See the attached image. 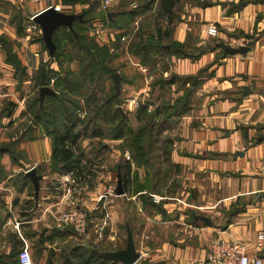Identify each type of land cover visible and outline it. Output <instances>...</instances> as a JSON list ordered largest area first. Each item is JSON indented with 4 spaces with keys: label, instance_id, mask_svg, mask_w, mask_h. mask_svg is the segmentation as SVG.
Here are the masks:
<instances>
[{
    "label": "crops",
    "instance_id": "obj_1",
    "mask_svg": "<svg viewBox=\"0 0 264 264\" xmlns=\"http://www.w3.org/2000/svg\"><path fill=\"white\" fill-rule=\"evenodd\" d=\"M96 1L99 13L121 10L125 4L124 0H108L111 4L105 12V0ZM93 2L0 0V108L6 100L18 104L14 116L3 121L1 141L22 138L17 146L18 163L3 149L0 153V264H11L23 247L34 252L35 243L41 240L44 250L34 264L60 263L55 247L60 242L70 246L74 235L73 228L59 227L58 219L74 207L92 213L99 221V236L110 243L120 244V228L126 231L129 227L141 254L136 264H195L207 257L209 245L216 239L241 242L250 257L264 262V245L256 247L258 236L264 234V0H180L179 18L165 42L184 45L188 56L168 58L167 71L159 65L143 66L129 50L114 57V64L122 66L115 74L129 79L122 82L119 95L130 89V100L148 102L149 82L160 75L171 81L172 104L189 91L188 112L174 117L175 124L164 134L172 145L171 163L163 168L172 169L167 181L176 182L178 190L153 194L161 202L150 208L144 207L141 193H134L132 185L125 196L110 194L117 187L124 161L122 140H106L104 150L97 154L92 151L93 140H82L85 158L81 166L87 165L91 177L81 181L73 173L52 171V140L40 127L33 126L30 137L7 132L11 121L19 123L30 116L26 92L32 88L30 80L18 88L8 54L17 56L30 77L52 58L36 41L33 30L37 27L41 34L42 30L31 18L56 7L64 15H80ZM92 24L103 25L100 19ZM18 25L24 28L23 35L18 33ZM210 25L217 27L216 37L208 35ZM99 31L97 41L108 43L106 31ZM53 68L58 69L55 64ZM186 78L192 79L176 81ZM126 106L135 113L132 105ZM136 163L132 162V174L138 171L144 184L145 169ZM32 167L42 177L38 198L26 176ZM124 201L131 202L135 211L126 212L121 206ZM112 202L114 213L107 210ZM75 247L86 246L74 244L71 250Z\"/></svg>",
    "mask_w": 264,
    "mask_h": 264
},
{
    "label": "trees",
    "instance_id": "obj_2",
    "mask_svg": "<svg viewBox=\"0 0 264 264\" xmlns=\"http://www.w3.org/2000/svg\"><path fill=\"white\" fill-rule=\"evenodd\" d=\"M124 3L123 8L115 13L112 18L108 16L109 13L98 12L100 3H97L96 0L82 14L71 15L75 18L72 29L60 27L53 33L52 40L56 46V51L50 61L42 63L31 77L27 74L26 68L16 55L8 54L7 58L16 70L19 89L23 86L24 81L30 80L32 82V89L35 94L31 103L27 104V111L33 113H29V115H32L33 126L40 127L52 140V171L61 174L73 173L76 178L85 181L84 179L88 176L91 177V174L86 169L87 165L81 166L85 158V152L80 142L87 139L105 140L109 138L110 140H122L123 143L120 147L123 156L126 151H130L134 161L136 162L138 159L141 168H144L146 172L145 182L141 184L139 172L136 171L132 174V162L124 158L119 171L124 189L127 193L129 189L131 190L132 185L134 193H141L140 197L144 207L150 208L155 204L152 195L161 193L158 191V187L162 181L168 180L171 174L170 170H172L171 168L166 170L163 168L165 164L169 165L171 163L169 150L172 145L170 138L164 134L175 124V121H171L174 117H181L188 112L189 91L183 99L178 100V103L172 104L165 101L163 97L171 86V81L163 76V78L157 79L152 83V89H160L162 92L161 102L166 103L161 108L157 107L154 114L149 112V105L141 106L135 112V119L137 122H144L147 118H151L147 127L142 128L137 133L131 129L127 130V119L118 109V105H120L118 102H122V98L121 95H117L112 79L117 70H114L110 65L111 63H109L112 59L109 47L95 45L94 40L88 35V27L95 19L102 18L104 23L111 25L113 28L119 31H128L133 22L144 14L151 13L154 5L158 3L160 10L158 19L154 20L151 25L143 24L139 26L136 36L137 42L131 43L129 51L140 59L143 66L156 68L159 65L162 66L161 69L164 71L168 69V58L171 56L187 57L188 52L182 44L165 42V39L170 37L171 25L179 18L177 9L180 0H152L140 5L137 9H128V0H124ZM162 21L163 24H167L166 27L162 26ZM151 29H154V34L145 37L144 32H149ZM18 33L20 35L24 34V28L21 25H18ZM124 36L123 34L119 35L118 45L121 44ZM36 41L42 43L46 49L42 36ZM76 62L79 63L80 67L77 71L72 69V65ZM53 64L57 65L58 69L53 68ZM191 79L186 78L181 81L177 79L176 81L187 83ZM52 80H55L53 85ZM108 80L113 83V93L100 98L98 95L105 91V84ZM122 81H126V79L124 78ZM88 85H90V88H88ZM43 88H52L56 94L46 95L41 100L40 91ZM81 102L86 104V109L91 115L88 114L81 118L80 112L85 111V107L81 105ZM16 109V102L12 100L5 101L3 107L0 108V128L4 127L3 121L5 118L11 119L14 116ZM161 117L163 118L160 119ZM101 123L106 126L113 125L110 133L103 129ZM33 126L30 129L31 131ZM30 132L24 135L30 137ZM128 136L131 137V140L126 149L123 144ZM159 139H162V141L159 142ZM21 140L22 138L11 140L0 146L1 149L10 154L13 163L19 161L17 146ZM159 143L161 146H158ZM101 150H104V146ZM155 153L160 161L158 165L153 163L156 158L153 157ZM145 191L146 193H144ZM150 202L153 203L152 206H149ZM43 244L44 241L42 240L38 242L39 248L36 249L38 256L43 253ZM96 251L86 250L83 247L75 248L72 250V255L64 260L63 264H116L99 257ZM18 254L19 252L16 260L11 264H19Z\"/></svg>",
    "mask_w": 264,
    "mask_h": 264
},
{
    "label": "rangeland",
    "instance_id": "obj_3",
    "mask_svg": "<svg viewBox=\"0 0 264 264\" xmlns=\"http://www.w3.org/2000/svg\"><path fill=\"white\" fill-rule=\"evenodd\" d=\"M128 7V9H130V7L129 6H127ZM126 7V8H127ZM178 14H177V16L179 15V12H180V9H179V6H178ZM107 11V10H106ZM105 11V12H106ZM120 11V9H109L108 11H107V13H110V14H113V16H114V14L115 13H118ZM159 5L157 6V5H154V7H153V11L151 12V13H149V14H144L143 16H141L140 18H138L135 22H133L132 24H131V26L129 27V29L130 30H128V31H124V30H122V31H119V30H117L116 28H113L111 25H108V24H106V23H104L103 21H102V18H100V21H102V23H103V25H100V26H94V24H91L89 27H88V35H89V37L91 38V39H93L94 40V43H95V45H97V46H108L109 48V52H110V54H111V56H112V59H110V61H109V63H111L110 65H111V67L114 69V70H121V65H116V64H114V62H115V59H114V57L115 56H117L118 55V53H120V52H124V51H126V50H129L130 49V45H131V43L132 42H137L136 40V35H137V33H138V31L137 30H139V26H141V25H143V24H146V25H151V24H153L154 23V20L156 21L157 19H158V15H159ZM106 13V14H107ZM112 18V17H111ZM160 19V18H159ZM98 20H99V18H98ZM160 20H163V19H160ZM31 21H33V17L31 18ZM97 24V23H96ZM162 26H164V27H166V25L165 24H163V21H162ZM102 30V32H100V31ZM152 30V29H151ZM154 30V29H153ZM97 31H99V33H103L104 34V31H106V33L108 34V39H109V41H108V43H105L104 45L103 44H101V43H99L98 41H97V39H96V36H98V34L96 33ZM119 31V32H118ZM146 31V30H145ZM33 32H34V34H36V39H38V35H39V38L42 36L43 37V33L41 34L39 31H38V28L36 27L35 28V30H33ZM145 33V37H146V32H144ZM120 34H123V35H125L124 36V38L122 39V41H121V44H119L118 45V37H119V35ZM93 35V36H92ZM34 36V35H33ZM136 39V40H135ZM138 40H139V38H138ZM118 45V46H117ZM49 52V51H48ZM77 54L78 55H80L81 56V54H79L78 52H77ZM53 55H51V57H52ZM77 57V56H76ZM119 64H120V62H119ZM73 67L75 68V70L77 71V70H79V63H74V65H73ZM162 67V66H161ZM116 73H118V72H116ZM150 73H151V69H150ZM147 75H148V73H147ZM123 78H125V77H123ZM160 78H163L161 75L160 76H158V78H153L152 80H150V82H149V85L151 86V95H150V98H149V100H148V102L146 101V102H144L143 101V99L142 98H140V99H142V101L141 100H139L138 99V102H137V105H135V104H131V102H128L131 98H130V96H131V93H132V91H129V90H127L126 91V93L123 95V93L121 94V98H122V102H118V104H120V105H118V109L123 113V115L126 117V119H127V123H126V128H127V130H132V131H134L135 133H137L139 130H141L142 128H146L147 127V125H148V123H149V121L151 120V118L149 119V118H147L144 122H137V120L135 119V113H131V111H130V107H127L126 105H132L134 108H135V112L141 107V106H143V105H149V112H152L153 114H154V112L156 111L155 109L157 108V107H159V108H161V106H163V104L164 103H166V102H161L162 100H161V98H162V92H161V90L160 89H158V88H156L155 90L154 89H152V83H154L157 79H160ZM126 80L128 79V77H126L125 78ZM129 80V79H128ZM122 82L123 81H121V85H120V88L122 87ZM112 82H111V80H108L107 81V83L105 84L106 86H105V91L102 93V94H97L100 98H104V97H106V96H108V95H110V94H112L113 93V89H112ZM92 86V85H91ZM88 88H90V85H88ZM122 89V88H121ZM122 92V91H121ZM155 92V93H154ZM27 93V95H28V98H27V100H28V103L26 102V104H29V103H31V100H33V95L35 94L34 93V90L31 88V90H28V92H26ZM12 95H14L15 97H18L19 98V95H17V94H15V93H13L12 92ZM37 96V95H36ZM163 97H164V100L165 101H169L170 100V97H171V95H170V93L168 92V91H166L165 93H164V95H163ZM31 98V99H30ZM184 97H182L181 99H183ZM82 99V98H81ZM98 103H100V102H98ZM98 103H96V104H98ZM172 103V102H171ZM176 103H178V100H176L175 102H173V104H176ZM95 104V105H96ZM81 105L83 106V107H85V111L84 112H80V116H81V118H84L86 115H91V113H89V111H88V109H86V104L85 103H83V102H81ZM155 110V111H154ZM16 111H18V104H17V109H16ZM16 111H15V113H16ZM28 112V111H27ZM30 113V112H29ZM29 113H27V114H29ZM152 113H150V114H152ZM30 114H33L32 112L30 113ZM32 115H30V116H28L27 115V118L26 119H23L22 121H20L19 123H14L13 121H11L9 124H8V127H11V128H9V130H7V132H10V133H12V134H14V136H15V134L18 136V137H20L21 136V134L23 133V134H26L27 132H30L31 130V128H32V126H33V123H32V121H31V117ZM163 117H161L160 119H162ZM149 119V120H148ZM102 127H103V129H105L106 130V132L107 133H110V130L113 128V125H104V124H100ZM4 132H5V130L4 131H2L1 133H0V146L2 145V144H4V143H7V142H3V141H1V138L4 136ZM160 138V137H159ZM111 141L109 138L108 139H105V140H103V139H101V140H93V143H92V151L93 152H98L99 150H101V148H102V146L104 145V144H106L105 143V141ZM130 140H131V137L130 136H128L125 140H124V144H123V146L127 149V146H128V144L130 143ZM144 141H146V139H144ZM162 141V139H159V142H161ZM10 142V141H9ZM145 145H146V142H145ZM121 146V145H120ZM158 146H161V144L159 143L158 144ZM121 148V147H120ZM130 152V151H129ZM129 155L133 158V155L131 154V153H129ZM152 156V155H151ZM153 157H156L154 160H153V163L154 164H159V159L157 158V154L155 153V155L153 156ZM123 158H125V160H126V154H125V156H123ZM123 160V159H122ZM157 182V181H156ZM160 182L158 181V184H159ZM178 190V185L176 184V182H174V181H172L171 183L169 182V181H166V180H164V181H162V183H160V185H159V187H158V191L159 192H163V191H167V193H169V191H177ZM114 191H115V189L113 190H110V194L111 195H113L114 196ZM84 195V194H83ZM82 196V195H81ZM153 197V196H152ZM112 199H114V197H111ZM121 205V204H120ZM121 206H123V209L126 211V212H129L130 213V211H131V209L133 210V211H135L134 210V208H133V206H132V204H131V202H128V201H124L123 203H122V205ZM81 207V206H80ZM74 208H78V207H74ZM109 208V209H108ZM116 207H115V203L114 202H112V203H109V205H108V207H107V210H109V211H111L112 213H114L113 212V210L115 209ZM119 208H120V206H119ZM122 208V207H121ZM80 210H82V211H84V212H86V215H87V218H88V233L87 234H83V233H79V232H76L74 229H73V231L72 230H70V232H71V234L73 233V235H74V239L72 240V243H71V245L69 246L66 242H60L55 248H57V250H59V252L57 253V255H58V258L60 259V263H58V264H63V262H64V260H67L69 257H70V255H72V246H74V244H75V246L76 245H85L86 247V250L88 249H92V250H98L100 253H105V252H115L119 247H126V244H127V230L125 231V229L123 228V227H121L120 228V233H119V238H120V241H119V243L121 244H118V245H116V242L117 241H115L114 243H110L111 241H109V240H106V239H103V238H101L100 236H99V233H98V227H99V221H97L91 214H90V212H88L86 209H84L83 207L82 208H79ZM69 210H71V209H69ZM66 211H68V210H66ZM65 211V212H66ZM100 211V210H99ZM98 211V212H99ZM99 214V213H98ZM61 216V215H60ZM111 218H113V216L111 215ZM63 227H65V226H63ZM69 228H71V227H69ZM107 228H108V226H107ZM106 228V229H107ZM108 230H109V228H108ZM66 243V244H65ZM63 244H65V245H63ZM67 245H68V247H67ZM39 245H38V243L36 242L35 243V245H34V252L32 251V255H33V259H34V262L36 263V259L37 258H39L40 256H38L37 255V253H36V249L37 248H39L38 247ZM76 248V247H75ZM123 248V249H124ZM62 261V262H61ZM13 263V262H12ZM50 264V263H49ZM52 264H54V263H52Z\"/></svg>",
    "mask_w": 264,
    "mask_h": 264
},
{
    "label": "built area",
    "instance_id": "obj_4",
    "mask_svg": "<svg viewBox=\"0 0 264 264\" xmlns=\"http://www.w3.org/2000/svg\"><path fill=\"white\" fill-rule=\"evenodd\" d=\"M152 0H130V7L137 9L140 5L146 4ZM110 1L105 0L102 5V10L106 11L110 7ZM57 12L61 11L60 7L54 8ZM37 16V15H35ZM33 17V19L35 18ZM208 35L216 37L218 35V29L215 25H210L208 28ZM147 72V69L143 70ZM55 80H52V85ZM132 104L137 105V99L130 100ZM126 160L134 162V159L126 154ZM32 167L26 171L29 172ZM153 202L158 204L161 202V198L155 196ZM59 227H71L76 232L87 234L88 233V218L86 212L79 208H72L66 212H63L58 219ZM264 245V234L258 236L257 245L258 249H261ZM19 264H34L33 255L28 247L20 249L18 254ZM195 264H264L263 260L257 257H250L246 246L241 242L227 241L222 239H216L209 245L207 257L197 260Z\"/></svg>",
    "mask_w": 264,
    "mask_h": 264
},
{
    "label": "water",
    "instance_id": "obj_5",
    "mask_svg": "<svg viewBox=\"0 0 264 264\" xmlns=\"http://www.w3.org/2000/svg\"><path fill=\"white\" fill-rule=\"evenodd\" d=\"M74 16L71 15H64L60 12H57L54 8L46 9L43 12L37 14L33 21L38 24V26L41 28L43 33V41L45 43L46 49L50 52V55H53L56 51V46L53 43L52 36L53 33L59 29L60 27H67L72 29L73 22H74ZM113 82L115 84V88L117 90V95L121 92V80L122 78L118 74H114L112 76ZM41 93V100L46 95H55L56 93L50 89V88H43L40 91ZM3 150L0 149V153ZM136 162L139 164V160L137 159ZM26 176L31 180L34 190H35V197L38 198L40 194V182L42 180V177L37 175L36 169H31L29 172L26 173ZM115 195L116 196H125L126 191L124 189V184L122 180V176L119 173L118 176V183L117 187L115 189ZM202 220L210 225V221L206 218H202ZM99 257L109 260L112 263H120V264H136L141 259V254L137 251L133 234L130 230V228H127V245L124 250H119L115 252H105V253H99L96 252Z\"/></svg>",
    "mask_w": 264,
    "mask_h": 264
}]
</instances>
